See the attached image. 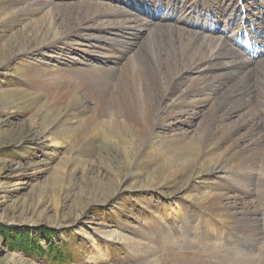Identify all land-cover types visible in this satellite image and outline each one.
Here are the masks:
<instances>
[{
    "label": "rangeland",
    "instance_id": "rangeland-1",
    "mask_svg": "<svg viewBox=\"0 0 264 264\" xmlns=\"http://www.w3.org/2000/svg\"><path fill=\"white\" fill-rule=\"evenodd\" d=\"M16 11L0 0V25ZM22 27H0V64L9 50L18 54L0 66V264H264V197L258 184L235 202L230 190L218 187L226 177L222 164H208L202 153L190 156L167 179L168 160L155 161L143 152L131 161L123 157L120 145L103 141V131L80 133V124L73 116L65 117L66 105L53 95V87L62 81L44 86L45 78H26L33 70L40 77L46 70L55 71L66 59L59 62L50 49L36 53L28 32L25 44L14 46L11 37L22 35ZM5 44L9 50H3ZM42 54L46 57L41 59ZM70 56L81 63L87 60L80 53ZM50 99L55 108H49ZM44 105L46 110L41 109ZM204 112L191 127L156 128L152 136L164 141L191 139L200 130ZM237 120L233 117L231 122ZM215 189L224 194L220 204L226 210L232 204L251 207L240 223L248 219L252 234L235 233L251 254L239 253L241 243H232L234 233L223 230V208L217 215L206 209L213 217L206 223L211 229L208 242H198L201 229L195 226L203 225L204 219L192 222L194 228L184 240L177 237L183 213L202 210L197 206ZM129 240L149 244L151 251L135 252Z\"/></svg>",
    "mask_w": 264,
    "mask_h": 264
},
{
    "label": "bare ground",
    "instance_id": "bare-ground-1",
    "mask_svg": "<svg viewBox=\"0 0 264 264\" xmlns=\"http://www.w3.org/2000/svg\"><path fill=\"white\" fill-rule=\"evenodd\" d=\"M1 2L17 11L0 27L23 25V34L15 33L11 37L14 46L25 44L23 36L28 32V42L35 44L33 50L36 53L45 48L56 53L59 62L66 59L64 67L55 68V71L45 69L42 77L33 70L26 78L34 82L37 78H45L44 86L62 81V85L53 87V95L66 105L63 109L65 117L73 116L80 124V133L92 136L100 135L103 131V141L120 145L123 157L131 161H135L143 152L155 161L168 160L165 170L167 179L172 178L178 165H186L190 156L198 157L202 153L203 161L208 164H222L226 177L223 186L218 187L230 190L233 193L231 199H235V202L238 197L242 200L241 195L251 193L254 184H258L264 197V62L257 60L259 63L254 64L243 59L233 50L227 37L213 38L212 34L200 36L196 31L164 25L152 17L148 19L149 16L138 19L129 13L130 10L113 6L106 0ZM180 2L183 6L179 12L185 18L194 15L196 7L200 5L202 11L199 15L204 13L203 24H219V29L228 30L229 33L238 30L234 0ZM136 3L156 9L163 4V0L151 3L137 0ZM260 3L264 6V0H260ZM166 4L170 6L171 3ZM169 8L178 12L174 6ZM139 9L144 10L142 7ZM208 11L212 13L207 14ZM215 11H219L220 16H214ZM227 12V16H224ZM232 13L234 16L231 17ZM245 18L251 19L250 15ZM252 27L257 31L262 30L249 25V29ZM3 47L4 51L9 50L6 44ZM12 50L5 54L0 66H7L18 56ZM73 53H80L87 60L81 63L70 56ZM40 56L41 59L42 56L46 57L44 54ZM39 65L46 66L41 60ZM53 101L50 99L49 108H55L52 107ZM45 107L41 106V109L46 110ZM204 111L207 115L203 117L200 130L191 139L185 135L186 138L181 140L153 138L152 132L156 128L173 130L178 124L191 127L192 120L201 117ZM233 117L238 120L231 122ZM115 125L119 128L116 129ZM111 126L114 129L110 131ZM224 198V194L215 189L206 194L197 206L202 210L185 211L178 222L180 230L177 237L184 240L194 228L191 227L192 222L198 219L200 224L204 219L203 225L195 226L201 229L197 231L202 237L198 242H208L205 239L211 238V229L206 223L213 217L206 209L210 208L215 215L218 209L226 210L220 204ZM236 205L232 204L230 211L226 210L220 215L228 221H222L223 230L234 233L232 243H241L237 242L235 233L252 234L247 225L248 219L247 223H240L242 217H248L251 207ZM162 233L166 237V231ZM225 239V243L232 244ZM143 240L155 243L150 238ZM221 240L218 238V241ZM140 243L129 240L128 246L141 254L151 251L152 246ZM210 243L207 244H214ZM242 244H238L241 247L239 253L251 254Z\"/></svg>",
    "mask_w": 264,
    "mask_h": 264
}]
</instances>
